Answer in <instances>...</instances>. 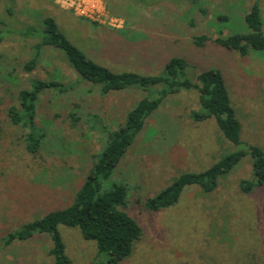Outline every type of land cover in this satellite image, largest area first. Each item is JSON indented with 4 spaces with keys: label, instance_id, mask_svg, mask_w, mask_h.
Returning a JSON list of instances; mask_svg holds the SVG:
<instances>
[{
    "label": "rangeland",
    "instance_id": "1",
    "mask_svg": "<svg viewBox=\"0 0 264 264\" xmlns=\"http://www.w3.org/2000/svg\"><path fill=\"white\" fill-rule=\"evenodd\" d=\"M255 3L264 20V0H0L5 24L0 31V264H52L48 236L10 248L3 247L2 239L71 206L103 146L106 132L101 128H120L134 105L151 94L130 88L101 96L99 86L79 83L64 53L51 47H44L36 70L26 74L22 66L34 57L37 39L21 37V32L52 17L75 46L114 72L160 75L176 57L187 60L192 82L206 70L219 69L241 121V141L264 151V51L245 57L214 42L219 32L250 33L245 16ZM204 35L211 41L199 48L194 39ZM34 79L74 85L66 95L49 91L41 97L36 122L46 137L38 156L27 153L23 131L6 117L17 92ZM77 103L81 109L75 108ZM75 110L82 118L77 125L70 118ZM201 110L196 90L168 97L148 119L116 175L104 183L107 190L115 183L131 187L128 213L144 233L121 264H264V188L252 194L240 189L242 180L253 178L249 156L212 193L189 187L169 209L154 213L144 207L181 174L204 172L240 149L224 138L213 118L191 117ZM88 113L103 119L98 130L85 125ZM59 230L71 264L106 262L79 228Z\"/></svg>",
    "mask_w": 264,
    "mask_h": 264
},
{
    "label": "trees",
    "instance_id": "2",
    "mask_svg": "<svg viewBox=\"0 0 264 264\" xmlns=\"http://www.w3.org/2000/svg\"><path fill=\"white\" fill-rule=\"evenodd\" d=\"M194 1L199 3L202 0ZM3 22L0 20V31L4 29ZM245 22L250 33L224 36L223 32H219V37L214 42L245 57L253 51H264V20L258 3L250 8ZM194 26L195 22L190 21L189 27ZM20 36L37 39L33 46L34 57L22 66L26 74L36 70L44 47H51L64 53L67 62L78 74L79 83L85 81L99 86L101 93L98 94L101 96L130 88L151 94L134 105L120 128L112 131H108L106 125L101 128L106 132L103 146L93 156L92 165L76 192L73 204L66 209L52 211L39 220L23 225L18 231L9 233L2 239L4 248L29 242L39 235L48 236L51 242L48 254L52 258V264H71L59 230L60 226H66L79 228L83 238L95 242L98 254L106 257L104 264H121L129 258L144 234L140 224L128 213L132 189L128 184L115 183L107 190L104 183L116 175L123 159L145 129L148 119L160 109L168 97L180 93L183 89L196 90L199 94L202 112H193L191 117L195 121L213 118L224 138L240 149L222 157L204 172L181 174L156 196L148 198L144 207L154 213L169 209L179 202L189 187H198L205 194L212 193L218 188L220 179L240 168L241 162L247 156L251 158L253 178L240 182L241 191L252 194L255 190L264 188V151L258 146L245 145L241 141V121L232 105L221 70H206L198 75L196 82H192L187 78V60L176 57L166 63L160 75L114 72L95 62L75 46L52 17L44 18L39 25L27 26ZM3 40L4 37L0 33V45ZM209 41L211 39L205 35L194 39L199 48L205 47ZM2 76L0 67V77ZM73 87L74 85L67 86L57 79H34L28 88L17 92L16 104L7 108L6 117L12 126L23 131L21 140L30 155L41 154L46 137L44 130L36 122L41 97L49 91L66 95ZM75 108L81 109L80 104L77 103ZM77 112L75 110L70 114L72 124L75 125L82 121ZM91 122H94L93 125ZM84 123L89 130L96 131L102 125L103 119L95 115L91 117L88 113Z\"/></svg>",
    "mask_w": 264,
    "mask_h": 264
}]
</instances>
